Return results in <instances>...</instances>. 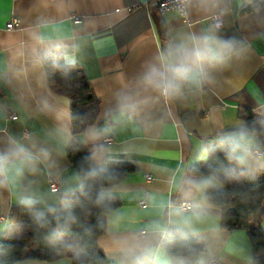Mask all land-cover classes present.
I'll return each instance as SVG.
<instances>
[{
	"label": "crops",
	"instance_id": "obj_1",
	"mask_svg": "<svg viewBox=\"0 0 264 264\" xmlns=\"http://www.w3.org/2000/svg\"><path fill=\"white\" fill-rule=\"evenodd\" d=\"M247 3L189 0L184 19L176 9L158 14L153 0H0V147L10 137H27L24 142L34 144L37 153L39 147L51 153L48 160L41 158L34 172H26L18 191L0 190V218L11 221L3 232L21 224L11 216L21 195L41 200L38 209L45 211L48 206L61 207L59 201L79 188L77 171L65 154L71 133L66 144L48 135L60 127L71 131L70 101L49 88L42 65V54L58 49L82 69L98 103L96 111L87 110L89 120L79 136L83 146L91 154L94 144H104L111 150L104 158L128 160L137 166V171L113 184L112 199L119 204L102 215L106 230L98 238L99 248L114 264L116 254L109 245L112 235L151 233L159 224L166 226L165 233L157 236L164 245L166 233L176 230L166 223V208L170 202L185 201L180 179L199 178L195 167L206 165V160L195 159L199 145L214 146L220 134L244 124L238 116L240 109L264 112V11L260 6L245 10ZM213 14L222 18L220 36L237 41L231 59L210 69L204 86L179 100L147 93L135 113L119 112L117 93L136 91L137 79L167 42L206 30L213 24ZM12 17L19 25L7 30L5 24ZM160 23L165 26L164 37L159 33ZM11 112L16 113L13 119ZM93 133L95 139L90 138ZM109 137L112 141H103ZM145 174L152 178L147 180ZM52 175L59 179L57 191L48 185ZM141 200L144 205L139 204ZM212 203L207 221L198 225L194 235L206 248L199 263L252 264L246 233L221 228V208ZM260 225L264 229V212ZM171 256L190 264L186 256ZM15 264H72V258H24Z\"/></svg>",
	"mask_w": 264,
	"mask_h": 264
},
{
	"label": "clouds",
	"instance_id": "obj_2",
	"mask_svg": "<svg viewBox=\"0 0 264 264\" xmlns=\"http://www.w3.org/2000/svg\"><path fill=\"white\" fill-rule=\"evenodd\" d=\"M222 25L213 23L200 33L183 34L170 39L164 50L156 57L155 62H150L137 79L136 91H119L116 95V109L126 115L133 114L141 106L147 93H155L167 100H179L187 93L202 88L210 79V69L225 65L235 54L237 41L234 38H222L220 31ZM48 52L42 54V61L49 57ZM75 60L71 57L65 59L64 70ZM255 124L264 126V112L256 113ZM49 137L60 143L66 144L70 136L67 128L60 127L48 133ZM88 135V133H85ZM92 139L96 134H92ZM29 138L25 137L24 140ZM24 140L14 137L8 138L6 144L0 147V190L16 192L19 190L26 172H34L36 165L43 160H48L51 153L47 147H39L25 143ZM224 153L229 165L235 167L212 168L209 166L207 174L199 178H181L179 187L185 198L184 203L170 202L166 208V223L175 226L176 231L185 236L187 233L195 235L198 225L208 219L207 209L213 203L207 195L210 188L222 185L224 180H233L239 177H249L264 168V152L260 151L258 133L254 126L241 124L230 132H224L214 146L202 142L195 155L196 160H207L217 150ZM110 148L104 144H94L91 154L86 159L95 162L88 169L81 168L83 178L99 180L100 186L95 192L93 200L91 190L86 191L84 184H79L78 190L85 199L102 205L113 197V182L116 174L106 168L102 161ZM236 169H242L239 173ZM223 177V180L221 179ZM75 178L79 181L80 175ZM171 183L177 184L173 176ZM18 202L26 207L42 203L41 200L21 195ZM68 208L66 225L77 222V217L70 210L65 199L59 201ZM49 212L55 208L48 206ZM35 223L45 227L48 223L46 213L36 209L32 213ZM113 218L109 217V223ZM11 221L0 218V232H3ZM166 231L163 224L151 232H141L131 235H112L109 240L111 250L116 254L114 264H186L184 259L171 256L164 245L157 239ZM68 234V229L60 228L52 233L53 239H62ZM68 249L75 254L79 251L71 244ZM203 264V261H200Z\"/></svg>",
	"mask_w": 264,
	"mask_h": 264
},
{
	"label": "trees",
	"instance_id": "obj_3",
	"mask_svg": "<svg viewBox=\"0 0 264 264\" xmlns=\"http://www.w3.org/2000/svg\"><path fill=\"white\" fill-rule=\"evenodd\" d=\"M257 6L264 11V0H249L244 7L252 10ZM160 36H165V26L158 25ZM42 65L46 74L49 88L70 101L71 142L65 149V154L71 165L80 175V183L85 190H91L94 200L95 192L100 186L99 180L83 178L81 168L88 169L94 162L86 158L90 156L88 150L79 140L84 131L87 110L96 111L97 100L90 91V85L82 69L77 64H72L64 70L65 58L61 50L54 49L49 53ZM256 113L248 108L240 109L238 116L244 124L254 126L258 133V141L264 150V126L255 124ZM103 165L116 174L117 184L125 177L137 171V166L128 160L104 158ZM212 168L235 167L229 165L224 153L217 149L206 160V165L196 166L197 174L208 173ZM242 169H236L239 173ZM223 180V177L221 178ZM221 190L210 188L207 195L210 200L220 206L221 228L227 231L243 230L250 242L252 249V264H264V229L260 225L264 204V169H260L251 177H239L233 180H224ZM65 200L70 210L77 217L76 223L66 225L68 208L64 205L55 208L54 212L46 209L47 225L40 227L35 223L33 211L38 209V204L26 207L19 204L11 216L22 227L5 231L0 235V264H15L24 258L53 261L62 255L72 258V264H110L98 246V238L106 230V221L102 215L113 211L118 206V201L108 199L102 205H96L81 195L80 191L70 192ZM68 229V234L62 239H53L52 233L57 227ZM73 245L81 254H75L68 249ZM164 247L171 255L186 256L190 264H200L199 257L205 252V246L192 234L181 236L176 230L166 233Z\"/></svg>",
	"mask_w": 264,
	"mask_h": 264
},
{
	"label": "built area",
	"instance_id": "obj_4",
	"mask_svg": "<svg viewBox=\"0 0 264 264\" xmlns=\"http://www.w3.org/2000/svg\"><path fill=\"white\" fill-rule=\"evenodd\" d=\"M189 0H153L154 3V7L156 9V12L158 14H163L166 11L170 10V9H176L178 10V12L182 15V17L184 19H187V15H186V3ZM249 1V0H248ZM210 18L212 19L213 23H219L222 24V18L220 14H213L210 16ZM19 25V20L16 17H12L10 20H8L5 24V29L7 30H13L15 29L17 26ZM16 117V113L15 112H11L9 115V118H15ZM104 142H110L112 141V138H103ZM145 178L147 180H150L152 177L150 174H145ZM58 182L59 179L57 176L52 175L49 176L48 178V185L50 187L51 190L56 191L58 190ZM185 202V201H184ZM181 202V203H184ZM140 205H144L145 204V200H141L139 202ZM209 264H218L217 260H211L209 262Z\"/></svg>",
	"mask_w": 264,
	"mask_h": 264
},
{
	"label": "rangeland",
	"instance_id": "obj_5",
	"mask_svg": "<svg viewBox=\"0 0 264 264\" xmlns=\"http://www.w3.org/2000/svg\"><path fill=\"white\" fill-rule=\"evenodd\" d=\"M20 227H22V224H15L13 226L12 230H15V229L20 228Z\"/></svg>",
	"mask_w": 264,
	"mask_h": 264
},
{
	"label": "bare ground",
	"instance_id": "obj_6",
	"mask_svg": "<svg viewBox=\"0 0 264 264\" xmlns=\"http://www.w3.org/2000/svg\"><path fill=\"white\" fill-rule=\"evenodd\" d=\"M57 191V190H56Z\"/></svg>",
	"mask_w": 264,
	"mask_h": 264
}]
</instances>
